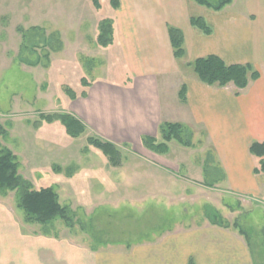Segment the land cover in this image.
<instances>
[{"label":"rangeland","instance_id":"obj_1","mask_svg":"<svg viewBox=\"0 0 264 264\" xmlns=\"http://www.w3.org/2000/svg\"><path fill=\"white\" fill-rule=\"evenodd\" d=\"M209 1L215 5L220 0ZM100 2L101 9L91 0H0V123L8 130L1 142L18 156L21 175L35 189L54 186L75 222L72 227L62 219L28 223L16 191L0 196V264H104L109 254L115 257L108 259L110 264H129L144 246L154 255L170 234L207 226V205L245 231L256 263L264 264V198L236 195L228 181L216 185L226 173L202 127L188 126L192 147L172 141L167 154H157L143 145L145 135L129 140L124 127L133 118L130 102L97 93L99 111L93 113L80 100L90 87L82 78L118 87L134 78L121 44L97 45L102 20H114L117 28L123 11L110 0ZM234 7L244 9V1L237 0ZM33 26L47 34L59 32L64 42L61 51L51 53L47 67L20 61L18 29ZM178 62L181 76L196 75L192 66ZM55 113L76 115L87 125L85 133L73 138L61 122L41 117ZM91 136L114 142L122 165L112 167L89 144Z\"/></svg>","mask_w":264,"mask_h":264},{"label":"crops","instance_id":"obj_2","mask_svg":"<svg viewBox=\"0 0 264 264\" xmlns=\"http://www.w3.org/2000/svg\"><path fill=\"white\" fill-rule=\"evenodd\" d=\"M236 1L215 10L191 0H120L116 10L123 11L117 28L114 22L111 46L121 44L134 78L124 87L92 83L88 96L80 100L93 113L99 111L94 104L97 93L109 92L130 102L133 118L124 130L132 142L142 135L158 137L163 122L202 127L226 173L216 185L228 181L236 195L264 198V173H255L259 159L250 153L253 142L264 141V0H243L244 9L234 7ZM197 17L209 31L191 23ZM169 25L184 33L183 58L174 55ZM208 55H217L227 64H250L260 77L239 89L233 83L210 86L197 75L181 76L178 61L186 66ZM99 85L105 86L101 92ZM183 86L185 100L180 97ZM85 111L79 113L82 118ZM232 227L208 223L170 234L154 255L144 246L130 255L129 264H188L191 257L196 264H257L246 237ZM114 258L109 254L102 263L110 264L108 259Z\"/></svg>","mask_w":264,"mask_h":264},{"label":"trees","instance_id":"obj_3","mask_svg":"<svg viewBox=\"0 0 264 264\" xmlns=\"http://www.w3.org/2000/svg\"><path fill=\"white\" fill-rule=\"evenodd\" d=\"M94 7L101 9L100 0H91ZM112 6L118 9L121 5L120 0H110ZM199 5L207 6L215 10H221L233 0H220L217 4H212L209 0H191ZM191 23L209 31L205 22L200 18H192ZM22 33L23 42L20 50V61L29 66L42 65L47 67L50 63L52 52L61 51L64 47L59 32L47 34L46 30L41 27L33 26L24 30L18 29ZM114 22L112 19H104L100 24V33L97 38V45L108 47L113 43ZM168 33L176 58H183L186 54L185 40L183 31L173 25L168 26ZM41 48V52L39 49ZM192 66L199 80L210 86L226 87L233 83L237 88L244 89L249 85L251 80L260 77V72L250 64H227L217 55H208L195 59L189 63ZM82 83L89 87L91 84L86 78H82ZM68 95L72 99L77 98L74 90L69 89ZM87 91L81 93L86 97ZM182 100L186 99V91L183 86L180 91ZM48 123L59 121L65 127L69 136L77 138L85 133L87 125L76 115L71 113H55L41 116ZM36 123V126H39ZM160 139L145 135L142 137L143 145L157 153L167 154L170 151L169 143L177 141L185 147H192V135L189 127L179 122H163L159 127ZM8 136V130L0 123V196H7L10 191L17 192L18 207L24 212L26 222L38 224H50L57 219H62L68 226L74 225V216L68 206L60 203L59 195L54 186H47L35 189L31 181L25 179L20 173V162L18 156L8 147L4 146L1 139ZM90 145L100 149L108 158L112 167H120L123 162L120 148L112 141L99 136L88 138ZM250 153L256 156L258 166L255 168L256 174L264 173V141L253 142L250 145ZM219 181V180H216ZM214 182L209 181L208 186L212 187ZM206 218L212 225L228 228L233 226L240 230V233L246 237L243 229L237 224H231L223 214L212 205L204 207ZM248 240V238H246ZM188 264H196L191 257Z\"/></svg>","mask_w":264,"mask_h":264}]
</instances>
